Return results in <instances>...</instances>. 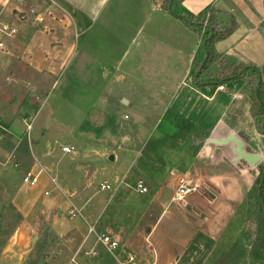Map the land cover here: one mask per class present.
<instances>
[{"label": "rangeland", "instance_id": "obj_1", "mask_svg": "<svg viewBox=\"0 0 264 264\" xmlns=\"http://www.w3.org/2000/svg\"><path fill=\"white\" fill-rule=\"evenodd\" d=\"M4 1L0 0V12ZM14 4L5 8L3 17L15 6L27 13L33 6L42 22L30 15L24 22L19 10L15 9L11 13V19L15 20L10 22L17 29V35L0 52V217L3 218L0 221L5 228L3 232L16 223L9 203L5 204L3 200L14 195L18 199L24 198L31 192L42 195L46 184L41 177L34 187L23 184L22 179L27 168L34 172V167H38L35 159L41 161L42 154L53 148L52 163L58 165L67 164L75 154L74 163L83 164L91 153H101V160L96 158L89 162L92 170L114 168L107 158L110 154L115 155V170L121 176L127 171L125 183L117 190L115 199L110 200L109 196L115 189L114 182H106L112 185L110 192L102 193L98 188L99 183L106 180L109 170L103 176L93 175L89 184L90 191L91 188L97 191L93 201L98 225L103 227L110 223L118 230H143V235L146 234L145 231L150 229L148 224L158 211L151 206L146 215L140 217L155 188L151 187L147 195L136 193L135 176H151L156 184L163 185L169 170L178 171L190 163L188 143L190 140L203 142L202 135L212 127L219 114L218 107L208 110L203 117L192 115L188 110L193 102L192 98H187L186 90L191 74L189 72L190 77L184 75L188 57L197 43V34L170 13L160 10V0H26L25 7ZM236 11L238 29L220 43L218 49L231 51L226 56L230 64L247 60L256 63L264 82L262 29L255 25L256 22L248 21L247 8L240 7ZM24 35L26 39H19ZM218 65L215 63L210 68L212 77L217 74ZM179 82L183 85L176 89ZM218 92V102L228 104L225 121L230 125H237V121L240 122L238 126L245 124L250 107L248 86L228 82ZM32 105L39 106L36 113L25 109ZM231 135L245 147L247 141H243L238 130ZM19 139L18 145L13 143ZM22 141H26V147L20 149ZM256 143L257 140L253 145ZM258 144V150L264 152V139ZM62 147H72L74 154H64ZM213 147L234 149L235 145ZM2 148L7 154L1 153ZM10 154L14 155L11 162ZM225 155L231 158L232 154L226 150ZM232 156L235 158L234 154ZM223 164L230 167L229 171L236 172L247 163H233L234 168L225 159ZM256 166L250 167L253 171H248L249 175L257 174ZM168 192L170 194L171 189ZM173 203L169 213L178 216L176 209L183 203ZM255 208L252 186L241 208H236L229 219L225 237L230 234L234 240L241 233L247 245L254 232L250 218ZM70 212V217L79 215L74 208ZM43 223V220H35L31 261L37 259L36 244H40L45 236V249L41 253L44 260L40 264H69L78 239L53 237ZM175 228L180 227L175 225L172 229L175 231ZM89 229L94 231L95 227ZM179 235L185 236L182 229L176 230L172 237L177 239ZM6 239L5 236L3 240ZM146 240L145 235H135V242L146 244ZM96 243L93 258L84 252L78 258L76 256L77 264L104 260L124 264L117 257L118 249L108 252L97 237ZM219 247L221 252L212 251L207 264H215L230 245ZM246 253L239 264H262ZM198 263L206 264V261L201 258Z\"/></svg>", "mask_w": 264, "mask_h": 264}, {"label": "crops", "instance_id": "obj_2", "mask_svg": "<svg viewBox=\"0 0 264 264\" xmlns=\"http://www.w3.org/2000/svg\"><path fill=\"white\" fill-rule=\"evenodd\" d=\"M180 7L183 11L192 16L199 15L207 7L213 8V10L217 12L216 18L221 28L229 26L231 18H234L235 22L237 21L236 10H239L240 7L244 9L247 8L249 12L248 15L250 14V16L247 15L248 21L252 20L254 23L256 22L255 25H258L262 29L264 38V30L262 28L264 25V0H180ZM158 8L160 9V7ZM14 10H9L5 17H3L2 13L1 18L13 22L15 18L11 19V13ZM247 16H245L246 19ZM198 38L196 46H194L188 57V65L184 76L187 75L190 77L188 67L197 51ZM19 39H26V36L24 35ZM223 41L217 42L214 45V51L222 55L227 62L226 56L229 55L231 51L221 52V50L218 49V45L220 43L222 44ZM243 63H251L257 67L256 63L249 60ZM227 64L230 63L227 62ZM238 64L240 63L237 62L230 65ZM33 72L38 74L41 73L39 70H33ZM182 85L183 84L179 82L176 89ZM187 85V98H192L193 100L188 109L192 115L203 117L208 110L213 108L217 109L218 107L219 114L217 115V119L212 127L202 135V139L227 138L238 130V132L242 133L248 139L243 150L258 155L260 157V162H263L264 152L258 150V141H262L264 136L259 135L254 128L253 121L249 115L250 107L247 110L248 114L246 115L245 124L238 126L240 122L237 121V125H234V123L230 125L225 121L228 104L218 102V91H220L217 89L218 87L215 89L197 88L191 84V82ZM123 103L129 105L127 101ZM255 140H257V143L253 145ZM20 141L21 139L13 143L18 145ZM228 147L220 150V148H214L204 142L194 143L190 140L188 149L191 151L192 160L190 159V163L178 169V171L169 170L163 185L159 186L156 184L149 174L150 177H144L143 175L135 176V183L139 179L144 181L147 188V193H145V195L149 193L151 187L155 188L152 198L146 205V211L140 217V219H142L151 206L155 207L158 211V214L148 224V228L150 229L145 231L146 234L144 235L147 239L146 244L134 241L135 235L136 237L144 236L143 230L139 232L135 229L118 230V227H113V225H109L110 223L104 224L103 227L98 225V217L96 216L97 208L93 201L97 191L94 188H91L90 191L89 184L93 175L97 174L103 176L106 170H109L108 175H105L107 177L106 180L101 182H108L107 180H109L116 184L115 189H113L114 191L112 193L110 192L111 195H109L110 200L115 199L117 190H120L125 183L127 173L126 171V173L121 176L115 170L117 167L115 155L110 154L108 158L106 157L109 162L114 164V168L107 169L102 167L92 170L89 162L96 160V158L101 160L103 155L99 152L91 153L92 156L87 159L88 162L86 161V163L83 164L74 163L73 160L77 159L75 154L74 158L67 164L58 165L57 163H52L53 148L48 149L42 154L41 161L36 160L35 157L33 158L38 162V167H34V165V172H32L38 174V178L41 177L43 184H46L42 195L31 192L26 194L27 197L24 198L20 197V199H18L19 197L14 195L11 197L8 196L7 199L3 200L5 204L8 202L9 205H13L20 213L22 221L3 248L0 254V264H26L34 245L33 241L35 238H33V234L35 232L36 219L44 221L43 224L47 226L53 237L63 238L70 236L72 238H77V244L73 246L75 252L73 256L75 258L76 256L78 258L80 254H84V252H87L86 256L90 254L93 258L95 255L93 248L97 244L96 233H99L120 242V247L117 250V257L122 259L124 264H200L198 262L201 258L206 261V264L209 263L208 256L212 251L219 250L221 252L219 245L231 244L233 240L232 235L229 234V236L226 234V237L224 235L230 224L229 219L233 217V212L236 208L238 209L239 206L241 208L244 197L247 195L248 191L252 189L254 183V176L248 173V171L253 170H251L248 164L237 168L236 172L229 171L228 168L230 167L227 166L226 168L224 166L223 163L226 159L231 167L236 168V165L232 162L234 158L232 156L233 149ZM226 150L231 152V158L225 155ZM1 153L7 154L4 149ZM73 154L74 150L72 152V155ZM110 158H112L111 161ZM33 159H31V163ZM27 170L31 171L29 168H27ZM52 179L55 180L54 184L51 182ZM180 182L188 186L190 192L185 197L183 205H180L182 207H178V210L176 209V212L179 213L178 216H174L169 213V209L171 204H174L172 202L173 197ZM48 186L49 188H47ZM169 189H171L170 194L168 192ZM166 190L167 194L165 193ZM45 193H48V196H45ZM72 208L78 210V216H68ZM180 213L183 214L181 215ZM138 222H142V220ZM138 222L137 225L139 224ZM137 225H134V228H136ZM175 225L180 227L175 228V231L182 229L185 236L179 235L177 239L172 237V235L175 234V231L172 229ZM91 226L95 227L94 232L96 233H89V228ZM242 235L243 234L240 233L239 236L242 237ZM227 236H229V238H227ZM92 253H94V255H92ZM129 255H135V260L129 261ZM83 264L112 263L104 260L91 261V263L86 262Z\"/></svg>", "mask_w": 264, "mask_h": 264}, {"label": "trees", "instance_id": "obj_3", "mask_svg": "<svg viewBox=\"0 0 264 264\" xmlns=\"http://www.w3.org/2000/svg\"><path fill=\"white\" fill-rule=\"evenodd\" d=\"M160 9L170 13L199 36V45L189 69L192 84L197 88L210 89L223 86L228 82L246 84L250 99L249 115L256 132L264 136V85L257 67L251 63L228 65L224 57L214 51V45L217 42L227 39L237 29L234 18H231L229 26L221 28L217 22V12L211 7H207L197 16H192L181 9L180 0H160ZM262 28L264 30V25ZM215 63H219V65L217 74L212 77L209 72ZM38 108V105H32L25 109L31 113H36ZM240 137L243 141H248L242 133ZM21 139L24 140L23 137ZM24 147H26V141L21 142L20 149ZM256 170V175L252 173L254 176L253 191L256 200V208L250 218V224L254 227L253 236L250 240L248 239L249 243L246 246L242 237L239 236L234 239L230 244V248L221 254L215 264H239L241 259L245 257V252L256 262L264 264V161L256 166ZM9 210L14 212L16 223L9 230L3 232L5 228L0 221V254L6 246V241L9 240L22 221L20 213L13 205L10 204ZM2 219L0 217V220ZM5 236L7 239L3 240ZM43 237L45 239V236ZM44 239L40 244H36L37 259L31 261V257H29L26 264H40L44 260V257L41 256L46 244Z\"/></svg>", "mask_w": 264, "mask_h": 264}, {"label": "built area", "instance_id": "obj_4", "mask_svg": "<svg viewBox=\"0 0 264 264\" xmlns=\"http://www.w3.org/2000/svg\"><path fill=\"white\" fill-rule=\"evenodd\" d=\"M14 3L15 4L17 3L19 6H22V7L26 6V0H5L4 1L3 8L1 9V12H0V52L4 51L6 48L7 42L10 41L11 39L13 40L15 38V36L17 35V29L15 28L14 24L11 23L10 21H6V20H3L1 18L2 12L5 10V8L7 6H9L10 4H14ZM15 9H17L16 6H15ZM17 10H19L20 18L24 22H26L25 17L28 15L33 16L38 22H42V18L38 15V13L36 12V10L33 6H31L28 9V13H27V11H23L20 8ZM217 89L221 91L223 89V87L220 86ZM23 122H25V121H23ZM27 129L28 130L30 129V127L28 125H27ZM61 150L64 154H72V152H73L72 147L71 148L70 147H62ZM8 157H9L8 159L10 160L9 162L13 161V159H14L13 154L8 155ZM14 166H18V165L15 164ZM37 181H38V174H35L30 170L26 171V173L22 179L23 184H25L29 187H34L36 185ZM51 182L54 184L55 180L52 179ZM98 188L102 192H105V191L110 192L112 190V186L106 182L99 184ZM135 191L138 194L147 193V188H146L143 180H141V179L137 180V182L135 183ZM189 192H190V188H188V186H186L182 182H180V184L177 188V191L174 194L173 202L184 203V199ZM45 196H48V193H45ZM69 214H71V212ZM89 233H95V232L92 229H89ZM96 237L98 239V242L108 252H112L113 250H117L119 248V242L117 240L110 238L109 236L99 234V235H96ZM92 255H94V253H92ZM135 257H136L135 255L134 256L129 255L128 259H129V261H134ZM69 264H77L75 257L71 258Z\"/></svg>", "mask_w": 264, "mask_h": 264}, {"label": "water", "instance_id": "obj_5", "mask_svg": "<svg viewBox=\"0 0 264 264\" xmlns=\"http://www.w3.org/2000/svg\"><path fill=\"white\" fill-rule=\"evenodd\" d=\"M205 144L213 145L216 147L226 146L228 144H234L233 154L235 158L234 163L245 161L250 167H255L260 161V157L256 154H248L243 150V143L235 136L230 135L226 139L207 138L203 141ZM112 158H110L111 161Z\"/></svg>", "mask_w": 264, "mask_h": 264}]
</instances>
